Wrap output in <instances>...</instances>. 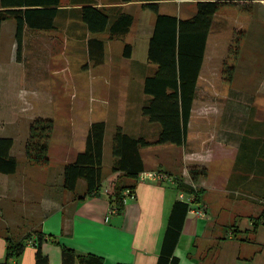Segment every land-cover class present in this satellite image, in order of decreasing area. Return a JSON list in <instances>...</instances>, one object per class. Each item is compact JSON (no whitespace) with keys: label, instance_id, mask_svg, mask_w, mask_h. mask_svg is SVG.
Instances as JSON below:
<instances>
[{"label":"crops","instance_id":"1","mask_svg":"<svg viewBox=\"0 0 264 264\" xmlns=\"http://www.w3.org/2000/svg\"><path fill=\"white\" fill-rule=\"evenodd\" d=\"M90 1L98 7L109 10L113 14L118 11L117 9H120L134 15L131 10L133 6L143 9V1L141 0H133L130 2H122L121 0ZM190 1L196 3L198 0ZM158 2L161 9L163 0H158ZM60 5L62 13L55 19V28L35 29L27 25L24 27L21 48L18 46L16 21L10 18L2 23L0 35V60H2V63L0 62V71L2 65H6V63L14 64L16 68L25 65L23 62V51L28 32L57 31L66 24L67 26L79 27L81 32H77L75 36L80 38L86 36L87 42L89 38L98 37L99 33H91L79 15L69 14L68 11L74 9V7H81V3L63 5L61 0ZM191 12L188 15H191ZM177 16L181 17L180 15ZM11 20L14 22V26L12 30L7 31L5 30V26L9 21L11 26ZM155 20L156 16L154 23H151L149 28L146 29L144 27L141 30L146 36L144 44L142 45L145 46L148 61L149 40L153 32ZM131 29L123 37L124 40H126ZM104 33L106 34V32ZM70 36L73 35L67 32V41ZM98 38H102L105 41V58L107 59V42L104 37ZM4 42L15 45L14 50L10 49V45L5 50L7 56H3L1 53ZM126 43H130L133 49L131 57H125L121 51L125 63L133 59L135 52L134 43L131 41H126ZM207 55L206 49L201 73L206 64ZM145 68L142 66L138 70H133L132 68L125 69L124 75L127 78L125 77L124 81L130 83L134 72L145 76L147 74L144 71ZM109 69L111 74L117 73L118 71L115 67H110ZM37 72L41 73L40 70H37ZM101 73L102 70L99 68L98 74ZM18 74L20 76L19 80H23L24 70L19 71ZM43 76L45 77V75ZM36 77L33 83H43L45 80H40V78L36 80ZM145 78L146 76L142 81L143 83ZM19 86L1 84L0 89L15 92ZM28 86L29 90L33 89L30 85ZM101 86L103 84L98 85L95 83L94 78L87 90L95 93L98 90H102ZM21 90L26 89L22 87ZM20 97L17 100L14 95L12 100H7V104L5 103L4 107H0V137L13 139L10 155L17 159V169L14 173L0 172V264L5 259L7 236L19 240L24 238L28 233L36 230L43 232L45 236L42 251L48 257L49 264H62L61 244L73 248L78 254H97L107 264H158L167 222L173 204L180 198L179 194L182 192L177 189L175 179L173 178V180L167 181H141L137 179L134 188L135 196L127 199L123 211L111 214L110 218L107 219L106 217L109 215L111 207L109 196L113 192L114 181L119 178L120 172H114L112 170L114 162L112 151L114 132L113 129H110V119L107 117L106 112L102 115L104 116L106 114V116L100 119L104 120L107 124L104 140L103 182L101 192L98 196L80 199V196L85 195L87 192V182L85 179H80L74 191L64 187L65 166L69 162L74 161L79 152L85 150L89 128L93 122L100 120L81 122L65 120L66 123L63 122L61 124L54 116L37 113V111L34 112V109H29L30 106L28 104L25 106L24 102L21 103L23 104L22 110L16 114L15 110H18L17 105L20 106V104L16 103L20 100ZM129 105L130 102L126 100L120 102L119 106L122 109L120 118H122V121H117L121 123H117L116 127L122 126L126 132L133 136L143 135L148 137L150 133L156 136L160 126L157 123L151 122L141 110L138 111V114L131 115L129 111L131 112L133 104L130 107ZM143 105L144 102L142 103ZM197 105L198 99L196 97L189 121L188 136L192 131L193 134L197 132L194 130H199L203 133V130H206L204 127L205 123L212 118V115L208 111L203 110L212 106L210 101H204L201 104V110L203 111L199 116L197 113L199 109ZM199 117L200 120H196ZM37 118L52 119L55 124L50 140V163L46 166L30 162L25 152L30 126ZM142 123H147L146 127H143ZM198 123L199 125H197ZM202 123L203 126L201 125ZM187 141L189 140L187 139ZM154 147L145 154L142 152L145 170H158L148 164L147 158L156 159L157 164L160 162H169L171 166L178 165L177 157L180 155L177 154L180 153L178 148L172 146L164 149V144ZM164 153H166L165 159L163 158ZM199 155V152L191 149L189 152L184 153L183 164H179L182 166L181 174L176 176L168 170L165 172H168L172 177H181L185 182L192 183L189 173V170L193 167L192 165L205 166L203 160L199 158ZM255 165L253 161L250 169L255 170ZM126 181L129 183L134 182L131 179ZM206 182L207 177L204 176L200 177L194 185L197 187L204 186L207 193L209 188ZM255 183L252 182L251 185L245 186L243 181L232 182L228 179L226 189L235 190L237 187H240L243 190L250 186L254 191L255 189L256 191L260 190L259 184L255 185ZM202 202L205 203L206 207L205 215L198 214L196 210L201 208V206L200 203H195L192 205L194 209H191L186 216L180 239L175 248V255L179 258V264H264V223H260L256 230H254V222L250 218L251 215H248L243 223L237 224L235 222L236 227L233 229L235 231L227 230L225 227L226 222L222 225L223 229H220L218 228L219 211L214 209L212 201H208L202 197ZM212 246H215L213 251L210 250ZM35 262L36 235L29 239L22 255L10 264H35Z\"/></svg>","mask_w":264,"mask_h":264},{"label":"rangeland","instance_id":"2","mask_svg":"<svg viewBox=\"0 0 264 264\" xmlns=\"http://www.w3.org/2000/svg\"><path fill=\"white\" fill-rule=\"evenodd\" d=\"M75 3L78 0H62L63 5ZM131 10L136 20L126 40L109 39L107 33L98 34L107 42V59L100 66L92 64L86 36H75L81 32L79 27L65 24L57 31L28 32L23 51L25 65L17 68L14 64L2 65L0 85L20 86L15 92L0 89V107H4L14 95L17 100L21 96L16 103L20 104L17 105L16 114L22 110L21 103L24 102L34 112L54 116L61 124L66 123L65 120H100L107 114L110 129L114 132L117 123H121L117 121H122L120 102H130L129 107L133 104L129 111L131 115L142 111V103L148 100L142 81L157 69V65L146 58L145 46L142 45L146 36L141 31L154 23L156 14L150 9L134 6ZM190 11L191 15L196 11V3L190 0H163L160 9L161 13L180 15L183 18L190 17ZM9 22L5 26L7 31L14 26L12 20L11 26ZM67 32L73 35L68 37V41ZM126 41H131L135 47L134 57L127 63L121 54ZM207 44V60L198 80L197 93L198 116L203 110L212 115L204 125L206 130L203 133L194 130L197 131L194 134L192 131L187 137L188 143L184 145L164 143V149L172 146L179 149L178 165H169V160L168 163L159 164L156 159L147 158V161L154 169L168 170L177 176L182 171L179 164L184 162V153L191 149L199 152V158L205 166H192L208 170L205 177L209 191L206 193L204 186H198L204 190L202 197L212 201L214 209L219 211L218 228L223 229L222 225L226 222V229L235 231L236 223H243L248 215L258 216L264 210V0H227L214 15ZM9 45L14 50V44L4 42L1 52L3 56H7L5 50ZM225 65H234L236 68L232 83L227 81L224 74ZM142 66L147 68L144 70L147 73L145 76L134 72L130 83L124 81L125 69L138 70ZM110 67L117 68V73L111 74ZM99 68L101 74H98ZM23 70L24 78L19 80L18 73ZM35 77L36 80L40 78L46 81L33 83ZM94 78L95 83L103 86L102 90L91 93L87 89ZM28 85L33 87L32 92ZM22 87L26 90H21ZM204 101H210L212 106L201 110ZM104 112L106 114L102 116ZM196 120H200V117ZM146 124L142 123V126L146 127ZM155 137L150 133L148 139ZM154 146L142 148L141 153L145 154ZM253 161L256 164L255 170L250 169ZM228 179L232 182L243 181L245 186L256 182L260 190L254 191L250 186L243 190L240 187L227 190ZM199 203L206 210L205 203Z\"/></svg>","mask_w":264,"mask_h":264},{"label":"trees","instance_id":"3","mask_svg":"<svg viewBox=\"0 0 264 264\" xmlns=\"http://www.w3.org/2000/svg\"><path fill=\"white\" fill-rule=\"evenodd\" d=\"M130 2L133 0H121ZM142 7L156 14L152 35L149 40L148 59L157 65L153 75L144 81V91L148 96L142 112L151 122L157 123L160 129L154 139L140 135L133 136L122 126L115 128L112 140L114 162L112 170L120 172L114 181V189L109 196L111 207L121 212L125 206V192L134 193L135 182L145 170L141 153L144 147L174 143L184 145L187 142L189 121L193 103L198 93V80L202 70L207 49L209 32L214 23V15L227 3V0H198L196 11L187 18L160 12L158 0H141ZM0 35L2 23L13 18L17 23L18 46H22L24 27L35 29H52L56 27L55 19L61 15V0H0ZM78 0L81 7L71 9L70 14L79 15L93 34H108L109 39L123 38L134 24L133 14L117 9L111 13L91 3ZM88 53L92 64L102 65L105 62V41L92 37L88 40ZM132 45L126 43L123 55L131 57ZM226 66V65H225ZM89 67V65H86ZM224 74L227 81H234L235 66H226ZM52 119L37 118L30 126V133L25 146L27 159L35 164L46 166L50 163V140L54 131ZM107 124L104 120L91 124L86 148L79 152L75 160L65 166L64 187L74 191L78 181L85 179L87 192L80 199L100 195L103 182L104 140ZM12 138L0 137V172L14 173L17 159L10 155ZM192 183L176 177L177 189L194 197V204L202 201L204 190L194 184L202 176H207L206 168L192 167L189 170ZM128 179L134 182L129 183ZM192 204L178 198L172 207L164 232L158 264H179L175 248L180 239L185 219L192 209ZM254 230L264 223V210L258 216L250 217ZM36 235L35 264H49L48 257L42 251L45 236L41 231L28 233L24 238L15 240L7 236L5 259L1 264H10L18 259L26 249L29 239ZM62 264H107L104 259L93 253L78 254L73 248L61 244ZM212 246L210 250H214ZM128 264V263H118Z\"/></svg>","mask_w":264,"mask_h":264},{"label":"built area","instance_id":"4","mask_svg":"<svg viewBox=\"0 0 264 264\" xmlns=\"http://www.w3.org/2000/svg\"><path fill=\"white\" fill-rule=\"evenodd\" d=\"M138 179L141 181H145V180L167 181V180H173V177L168 172H165L162 170H144L139 174ZM134 196H135V194L132 191L127 190L125 192V200L124 201L126 202L129 197L133 198ZM179 196H180V199L185 200V201L191 203L192 205H194V197L193 196L187 195L183 192H181L179 194ZM192 209H194V206L192 207ZM196 211L200 215H205V213H206L203 208H199ZM114 213H117V209L115 207H110L109 215L106 218L109 219L110 215L114 214Z\"/></svg>","mask_w":264,"mask_h":264}]
</instances>
